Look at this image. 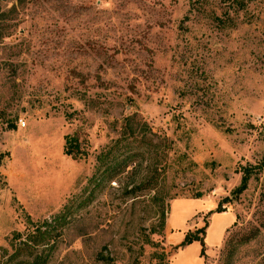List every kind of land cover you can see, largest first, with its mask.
<instances>
[{"label":"rangeland","instance_id":"obj_1","mask_svg":"<svg viewBox=\"0 0 264 264\" xmlns=\"http://www.w3.org/2000/svg\"><path fill=\"white\" fill-rule=\"evenodd\" d=\"M0 264H264V0H0Z\"/></svg>","mask_w":264,"mask_h":264},{"label":"trees","instance_id":"obj_2","mask_svg":"<svg viewBox=\"0 0 264 264\" xmlns=\"http://www.w3.org/2000/svg\"><path fill=\"white\" fill-rule=\"evenodd\" d=\"M63 139H64V143H63L64 154L75 156L77 153H79L78 145L75 142L74 138L68 135H64ZM252 169L254 168H251V166L242 167L240 171L241 176H240L239 184L237 187L234 188L231 194H233L234 196H238L246 189L247 181L249 180V177L252 173ZM217 212H220V211H217ZM202 234H203L202 229H197L192 233H186L183 240L180 242L179 246L190 244L193 241L199 242L201 240Z\"/></svg>","mask_w":264,"mask_h":264},{"label":"built area","instance_id":"obj_3","mask_svg":"<svg viewBox=\"0 0 264 264\" xmlns=\"http://www.w3.org/2000/svg\"><path fill=\"white\" fill-rule=\"evenodd\" d=\"M19 125H20V127L24 126V122L21 121V122L19 123Z\"/></svg>","mask_w":264,"mask_h":264},{"label":"crops","instance_id":"obj_4","mask_svg":"<svg viewBox=\"0 0 264 264\" xmlns=\"http://www.w3.org/2000/svg\"><path fill=\"white\" fill-rule=\"evenodd\" d=\"M23 127V126H22Z\"/></svg>","mask_w":264,"mask_h":264}]
</instances>
